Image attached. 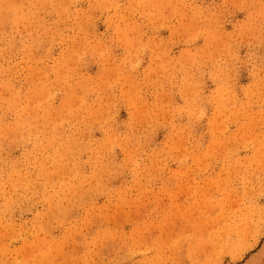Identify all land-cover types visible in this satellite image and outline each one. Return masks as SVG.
Wrapping results in <instances>:
<instances>
[{
  "label": "rangeland",
  "instance_id": "rangeland-1",
  "mask_svg": "<svg viewBox=\"0 0 264 264\" xmlns=\"http://www.w3.org/2000/svg\"><path fill=\"white\" fill-rule=\"evenodd\" d=\"M262 10L264 0H10L0 12V94L18 92L31 109L45 87L51 100L33 122L45 143L57 139L47 150H34L27 133L0 141L5 192L18 177L27 185L0 213L3 264H202L211 245L194 249L224 222L214 219L264 209V38H254ZM157 55L185 64L195 114L183 110L184 72L164 80ZM60 65L74 69L66 83ZM225 67L226 81L216 77ZM132 93L155 115L134 114ZM24 119L5 104L7 128ZM223 239L220 264H264V215Z\"/></svg>",
  "mask_w": 264,
  "mask_h": 264
},
{
  "label": "clouds",
  "instance_id": "clouds-1",
  "mask_svg": "<svg viewBox=\"0 0 264 264\" xmlns=\"http://www.w3.org/2000/svg\"><path fill=\"white\" fill-rule=\"evenodd\" d=\"M10 0H0V12L4 11V7L6 4H8ZM42 2H48L51 3L52 0H42ZM108 2V0H106ZM142 2L145 3H153V4H171L173 3V0H142ZM189 2V0H175V3L184 4ZM234 3L240 2L243 3L245 0H233ZM262 21H264V10L261 11L259 14ZM205 19H209L205 18ZM249 28H243L241 31L246 32L249 31ZM259 35L255 36V39H262L264 38V27L260 28ZM4 39V34L0 32V41ZM213 43L218 42V37L215 35H212L211 37ZM93 51L97 56L103 57L104 51L94 47ZM3 53V48H0V54ZM224 54L227 58L234 59L235 54L228 51V46L224 45ZM191 55V54H190ZM208 57H211V53H208ZM156 59L160 60V64L158 65V68L161 70L160 76L163 77L164 80H168L171 82L172 79H174V72L176 71H183L184 75L181 77L179 82V87L182 92L190 95V100L188 101L186 108L183 109L184 111L189 112L190 114H195L196 112V101L198 97V92L196 91L197 85L194 81H191L188 76V70L185 68V64L181 63L180 68L176 69L174 64H171L169 61L163 60L161 55H157ZM201 60L204 59V56L202 55L200 57ZM190 63H197L195 59H191L189 61ZM179 63V62H178ZM226 63V61H225ZM64 69L65 76L59 77L58 81L59 83H66L67 82V74L74 71V69H68L65 65H60V68L55 69V71L59 74L60 70ZM6 70L3 69L2 66H0V86H3L4 81L2 79L4 72ZM217 78H221L223 80H227V69L226 67L223 69H220L216 73ZM46 78V74H45ZM157 79H160L158 77ZM155 83V81L153 82ZM259 84L264 85V76L259 77ZM255 94V93H253ZM35 103L33 104L32 108L29 109L28 104L26 102H22L19 97L18 92H14L12 96L5 101L2 94H0V141H2L8 132L12 133H20L21 138H24V134L27 133L28 137L35 138L36 142L33 144L34 150L36 149H44L47 150L48 148H52L54 141L57 139L56 137H52L47 139V142L45 143L43 140L40 139L42 136V133L39 129L36 128L35 123L33 122L36 117L32 115V113L38 111L41 109V106L46 104L48 101L51 100L52 94L48 92V90L45 87L40 88L35 94ZM227 95V89L223 86L217 89V94L214 99L218 101L219 107L223 108V102L226 99ZM138 93H132L128 96L130 107L134 109V114L139 116L149 115L154 116L155 113H148L146 111H143L142 105H137L136 101L138 100ZM28 99H31L29 97ZM83 103V101H81ZM5 104L7 105L8 109H16L18 116H24V120H18L17 124L14 128H7L3 124L2 116L3 112L5 110ZM18 105H22V107H18ZM69 111H78V109L69 108ZM260 118L264 120V112L260 114ZM173 148H177L178 150V144L177 142H173L172 145ZM129 160L134 163L135 160V153L132 151L129 155ZM259 163L261 165H264V153L261 154V158ZM2 164L3 161L0 159V171H2ZM11 177V174H9ZM27 185L24 183V181L21 178H17V180L11 182V191L6 193L5 192V183L2 178H0V213H2L4 207L11 201L12 195L15 193L16 189L18 187H26ZM253 215H264V209L262 210H255L252 208L251 205H245L243 208H238L233 212H230L228 216L225 218L223 214H220L218 218L213 220V223H218L219 220H224L222 224H219L218 227L214 228L209 233V238L205 241H200V244L197 245V249H194V251L199 250L200 245L210 244L211 245V251L206 254L205 260L202 262V264H220V257L225 253V249L228 248L229 242L227 239L222 240V234L224 236H227L228 233H230L231 230L234 228H241V230L247 228L248 223L251 221V218ZM3 255V249H0V256ZM0 264H3V260L0 259ZM25 264H28L27 261H25ZM147 264H168V260L163 261H149ZM196 264H201V262L197 261Z\"/></svg>",
  "mask_w": 264,
  "mask_h": 264
},
{
  "label": "bare ground",
  "instance_id": "bare-ground-1",
  "mask_svg": "<svg viewBox=\"0 0 264 264\" xmlns=\"http://www.w3.org/2000/svg\"><path fill=\"white\" fill-rule=\"evenodd\" d=\"M263 252H264V247H263ZM253 260L251 259L249 262L251 263Z\"/></svg>",
  "mask_w": 264,
  "mask_h": 264
}]
</instances>
